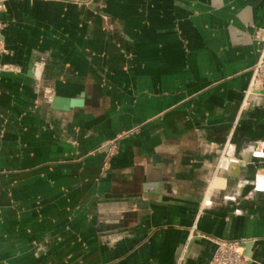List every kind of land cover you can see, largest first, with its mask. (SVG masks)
I'll return each mask as SVG.
<instances>
[{"label":"crops","instance_id":"1","mask_svg":"<svg viewBox=\"0 0 264 264\" xmlns=\"http://www.w3.org/2000/svg\"><path fill=\"white\" fill-rule=\"evenodd\" d=\"M3 2L0 264H264V0Z\"/></svg>","mask_w":264,"mask_h":264},{"label":"built area","instance_id":"2","mask_svg":"<svg viewBox=\"0 0 264 264\" xmlns=\"http://www.w3.org/2000/svg\"><path fill=\"white\" fill-rule=\"evenodd\" d=\"M3 11V5L0 1V13ZM3 29V23L0 20V36ZM3 48V43L0 38V51ZM264 87V61L260 60L253 72V78L246 91V97L253 91H261ZM116 149V142L112 141L109 144L106 159L103 162L102 170L107 168L109 157H111ZM247 241H224L215 240V249L212 254L210 264H249V259L244 255V244Z\"/></svg>","mask_w":264,"mask_h":264},{"label":"water","instance_id":"3","mask_svg":"<svg viewBox=\"0 0 264 264\" xmlns=\"http://www.w3.org/2000/svg\"><path fill=\"white\" fill-rule=\"evenodd\" d=\"M254 94H259V96L261 97V96H264V91H262V90L261 91H256V90L253 91L251 93V95H249V101H248L249 104L252 102L251 100H252V98H254V96H253ZM65 104H74V105H77L78 106L79 104H81V101H70V102L68 101ZM54 108L62 109V110H66L67 109L66 107H65V109L64 108H60V107H54ZM258 145H259L258 143L252 144V146H258ZM259 151L260 152H264V146L260 145ZM225 158H229V156L228 157H225ZM244 248H245V251H247L249 249V245L248 244H245L244 245Z\"/></svg>","mask_w":264,"mask_h":264},{"label":"rangeland","instance_id":"4","mask_svg":"<svg viewBox=\"0 0 264 264\" xmlns=\"http://www.w3.org/2000/svg\"><path fill=\"white\" fill-rule=\"evenodd\" d=\"M1 1V3H2V5H3V10H4V0H0ZM1 51H4V49L2 48V50ZM261 60H263L264 61V59H261ZM256 67V66H255ZM255 67H254V69H253V72H254V70H255ZM251 83V82H250ZM262 91H264V87H263V89H262ZM260 145H264V144H259L258 146L260 147ZM258 146H254V147H258ZM259 152V151H258ZM263 154H264V152H263ZM227 155V154H226ZM225 155V157H228L229 155H227L226 156ZM112 157V156H111ZM111 157H109V159L111 158ZM228 163H229V161H227Z\"/></svg>","mask_w":264,"mask_h":264},{"label":"bare ground","instance_id":"5","mask_svg":"<svg viewBox=\"0 0 264 264\" xmlns=\"http://www.w3.org/2000/svg\"><path fill=\"white\" fill-rule=\"evenodd\" d=\"M256 95H259V94H254L253 96H256ZM262 146H264V145H262ZM258 148V149H257ZM259 148L260 147H254V151L256 152V153H259V154H263V152H260L259 151ZM257 150V151H256ZM259 151V152H258Z\"/></svg>","mask_w":264,"mask_h":264}]
</instances>
